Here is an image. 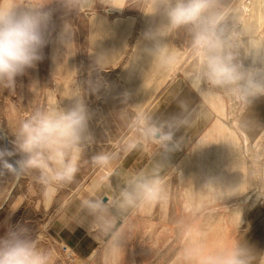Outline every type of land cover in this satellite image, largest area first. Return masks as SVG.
I'll use <instances>...</instances> for the list:
<instances>
[{
	"label": "rangeland",
	"instance_id": "obj_1",
	"mask_svg": "<svg viewBox=\"0 0 264 264\" xmlns=\"http://www.w3.org/2000/svg\"><path fill=\"white\" fill-rule=\"evenodd\" d=\"M5 3L48 13L49 28L44 59L13 87L0 85V149L14 153L6 159L15 169L0 163V248L20 241L34 252L61 249L52 221L84 223L122 202L112 179L125 139L160 128L167 115L160 106L179 102L168 89L174 80L192 85L202 57L186 27L169 28L160 0ZM213 3L239 62L264 68V0ZM197 90L214 109L210 123L174 159L158 197L143 199L111 227L97 263L223 264L235 257L264 264V92L241 98L203 78ZM77 102L89 119L72 179L20 170L22 122L37 110H67Z\"/></svg>",
	"mask_w": 264,
	"mask_h": 264
},
{
	"label": "clouds",
	"instance_id": "obj_2",
	"mask_svg": "<svg viewBox=\"0 0 264 264\" xmlns=\"http://www.w3.org/2000/svg\"><path fill=\"white\" fill-rule=\"evenodd\" d=\"M170 29L186 27L192 37V47L202 57V67L192 79L199 89L201 80L212 86L228 88L241 98L264 92V68L245 69L231 51L234 47L226 29L220 25L222 16L213 11V0H160ZM49 15L36 10H17L11 4L0 5V85L13 87L16 78L34 69L44 59L48 43ZM174 57H165L171 63ZM89 114L82 102L67 110H37L22 122L17 135V151L24 158L15 163L20 170L40 168L56 181L71 180L77 171L78 144L88 127ZM159 140L172 139L171 132L161 128L149 129ZM13 152L0 149V163L15 170L6 157ZM106 162L107 157L99 158ZM139 195L152 200L159 195V181L137 185ZM129 198V194H124ZM0 264H45V258L20 241L0 248ZM223 264H243L235 257Z\"/></svg>",
	"mask_w": 264,
	"mask_h": 264
},
{
	"label": "crops",
	"instance_id": "obj_3",
	"mask_svg": "<svg viewBox=\"0 0 264 264\" xmlns=\"http://www.w3.org/2000/svg\"><path fill=\"white\" fill-rule=\"evenodd\" d=\"M171 86L168 87V95L175 96L173 100L179 102L160 106L161 115L164 116L166 112L167 115L159 127L165 133L171 132L172 139L161 142L159 137L148 133L126 138L113 167L117 179H112L115 183L113 191H118L117 198L122 199V202L117 205L115 202L109 207L105 205L99 218L84 223L73 220L60 225L54 219L50 227L52 238L61 247L63 244L69 245L75 260H70L65 253L63 256L62 248L36 249L35 252L45 258V264H105L97 263V258L102 254L101 245L111 227L129 216V211H134L145 199L138 194L137 185L152 180H158L159 186L163 184L162 180L174 169V159L210 123L214 109L199 90L178 80H174ZM125 193L129 194V198L125 197ZM3 232L0 231L1 236H4Z\"/></svg>",
	"mask_w": 264,
	"mask_h": 264
},
{
	"label": "built area",
	"instance_id": "obj_4",
	"mask_svg": "<svg viewBox=\"0 0 264 264\" xmlns=\"http://www.w3.org/2000/svg\"><path fill=\"white\" fill-rule=\"evenodd\" d=\"M62 250L65 253L66 257H68L70 260H75V254H74L72 248H70L69 245L63 244L62 245Z\"/></svg>",
	"mask_w": 264,
	"mask_h": 264
}]
</instances>
